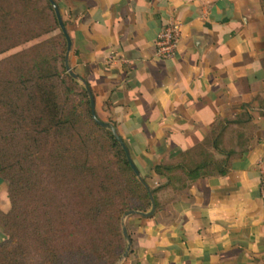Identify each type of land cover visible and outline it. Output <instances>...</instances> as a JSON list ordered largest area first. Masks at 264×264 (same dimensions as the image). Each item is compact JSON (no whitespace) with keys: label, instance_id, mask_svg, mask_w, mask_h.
I'll list each match as a JSON object with an SVG mask.
<instances>
[{"label":"crops","instance_id":"0c3cea01","mask_svg":"<svg viewBox=\"0 0 264 264\" xmlns=\"http://www.w3.org/2000/svg\"><path fill=\"white\" fill-rule=\"evenodd\" d=\"M57 1L70 24L71 69L147 182L163 183L152 167L201 143L218 120L251 119V149L138 228L128 261L264 264L262 0ZM169 24L179 28L178 44L160 58L156 38Z\"/></svg>","mask_w":264,"mask_h":264},{"label":"trees","instance_id":"16d2710c","mask_svg":"<svg viewBox=\"0 0 264 264\" xmlns=\"http://www.w3.org/2000/svg\"><path fill=\"white\" fill-rule=\"evenodd\" d=\"M52 1L67 29L60 3ZM56 29L58 53L44 52L50 40L0 62V184H7L10 204L0 212V230L8 235L0 242V264H115L126 249L121 217L149 212V194L121 145L93 120L85 88L67 74V43L49 0H0V54ZM250 122L243 112L218 120L201 143L154 165L152 175L164 182L148 187L155 214L140 217L139 228L170 211L193 183L225 175L230 161L253 146ZM105 152L113 165L97 164ZM133 164L146 183L149 176ZM167 191L170 198L160 202L158 194ZM40 203L41 223L34 211ZM128 237L132 258L141 234Z\"/></svg>","mask_w":264,"mask_h":264},{"label":"rangeland","instance_id":"374dc122","mask_svg":"<svg viewBox=\"0 0 264 264\" xmlns=\"http://www.w3.org/2000/svg\"><path fill=\"white\" fill-rule=\"evenodd\" d=\"M63 8H61L62 10ZM63 14H64V17H67L66 16V13L63 11ZM67 21V20H66ZM69 22V21H68ZM67 31V34L69 36V32L68 30L66 29ZM60 34V31L59 30H52L50 31V33H47V34H44V35H41L40 37L36 38V39H33V40H30L28 42H25V43H22L21 45H18L12 49H9L8 51H5L3 53L0 54V62L2 61H5L7 59H9L10 57L14 56V55H17L19 53H22L24 51H27L28 49H30L31 47L33 46H36V45H39L43 42H48L50 40H53L51 41V44H49V46L46 48V50L44 49V52L49 54V55H53V54H56L59 52L60 50V47L57 46V38H58V35ZM55 39V40H54ZM60 43V42H59ZM52 45V46H50ZM66 53V51H65ZM64 57H65V54H64ZM68 65H69V68L71 69V66L69 64V61H68ZM20 69H18V72H19ZM72 70V69H71ZM73 71V70H72ZM11 74H16L15 71H11ZM4 78V75L3 74H0V80ZM78 84L80 86H82V84L80 82H78ZM83 87V86H82ZM79 90V86L77 88ZM71 100L75 101L76 102V97L71 95L69 97ZM95 114L98 118V120H100L101 122L103 123H107V124H110L109 122H112L110 119L108 118H104V117H100V115L98 114V112L96 111L95 109ZM111 125V124H110ZM114 127V126H113ZM119 136V135H118ZM126 145L127 147L129 148L128 146V143L126 142ZM98 151H101V150H98ZM107 151V150H106ZM129 156L131 158V160H133V162L135 161V158H134V154L130 151L129 153ZM104 163H110L113 165V160H112V155L108 154V152H105L104 154V157L100 158L99 162L97 164H104ZM40 170V169H39ZM41 170H44L43 167H41ZM146 175V174H145ZM29 177L32 179V175H29ZM142 177V176H141ZM46 181V180H45ZM46 183V182H44ZM147 185L149 188H156L159 186V184L157 183L154 184L153 182H147ZM44 185L41 186V188H43ZM158 198L160 200V202H165L166 200H168L170 198V195L168 193H166V195H164L163 193H159L158 194ZM42 204L44 203H40V205H38L34 211L38 214V216H40V219H38V221L41 223V220L43 219V213H44V207L41 206ZM10 209V204H9V201H8V197H7V184L6 183H1L0 184V212L2 213H7ZM28 209L31 211L33 210L31 208V206L28 207ZM60 210V207H58V211ZM124 216V215H123ZM123 216L121 217V227H122V223L124 224V227L126 228V232H127V235L128 233H130L131 235H134L135 232L138 230L139 228V225L141 224L140 223V215H132V216H129L127 218H125L123 220ZM57 221V219H56ZM81 237V236H80ZM8 238V235L7 233L3 232L0 230V242L1 241H5L6 239ZM83 239V238H82ZM125 240V239H124ZM80 241V240H79ZM126 243V241H125ZM126 246H127V243H126ZM126 250V249H125ZM125 252V251H124ZM123 255V254H122ZM121 258V257H120ZM119 258V260H120ZM128 258H129V254L128 256L123 259L121 262H119V260L115 263V264H129L130 261H128ZM88 261V260H87ZM87 262H85L86 264ZM90 261L87 263L89 264Z\"/></svg>","mask_w":264,"mask_h":264},{"label":"water","instance_id":"95a60500","mask_svg":"<svg viewBox=\"0 0 264 264\" xmlns=\"http://www.w3.org/2000/svg\"><path fill=\"white\" fill-rule=\"evenodd\" d=\"M49 2L51 3L54 11H55V14H56V18H57V21H58V24H59V27L66 39V43H67V48H66V53H65V69L67 71V74L72 78L74 79L75 81L77 82H80L82 84V86L85 88V90L87 91L88 93V96H89V100H90V107H91V114H92V118L93 120L95 121V123L104 128V129H107L111 132V134L113 135L114 139L121 145L125 155H126V158H127V161L129 162L130 164V167L131 169L133 170V172L135 173L138 181L145 187V189L147 190L148 194H149V198H150V202H151V209L149 212L143 214V213H138V212H135V211H130V212H127L124 214L123 216V220L129 216H132V215H140L141 217L143 218H151L154 214H155V203H154V200L152 198V194L150 193V190L147 186V184L143 181L141 175L139 174L138 170L135 168L130 156H129V152H128V149L127 147L124 145L122 139L118 136L117 132H116V129L110 125V124H107V123H103L101 122L100 120H98L96 114H95V108H94V99H93V96H92V93L88 87V84L83 81L77 74H75L70 68H69V65H68V56H69V53H70V50H71V40L67 34V31L62 23V19H61V16L59 14V11H58V8L57 6L54 4V2L52 0H49ZM122 235H123V238L125 239L126 243H127V246H126V250L125 252L123 253V255L121 256L119 262H121L123 259H125L128 254H129V251H130V248H131V242H130V239L127 235V232H126V228L124 227V224L122 223Z\"/></svg>","mask_w":264,"mask_h":264},{"label":"built area","instance_id":"2783aa9c","mask_svg":"<svg viewBox=\"0 0 264 264\" xmlns=\"http://www.w3.org/2000/svg\"><path fill=\"white\" fill-rule=\"evenodd\" d=\"M179 40V28L176 24H169L157 35L156 49L160 58H170L174 55ZM264 201V181L261 194Z\"/></svg>","mask_w":264,"mask_h":264}]
</instances>
